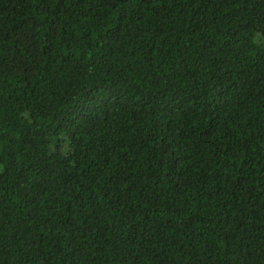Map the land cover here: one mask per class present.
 <instances>
[{
    "label": "trees",
    "instance_id": "trees-1",
    "mask_svg": "<svg viewBox=\"0 0 264 264\" xmlns=\"http://www.w3.org/2000/svg\"><path fill=\"white\" fill-rule=\"evenodd\" d=\"M0 264H264V0H0Z\"/></svg>",
    "mask_w": 264,
    "mask_h": 264
}]
</instances>
